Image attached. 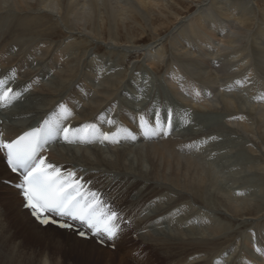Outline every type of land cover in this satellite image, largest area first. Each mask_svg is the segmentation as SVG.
Masks as SVG:
<instances>
[{"label": "bare ground", "instance_id": "bare-ground-1", "mask_svg": "<svg viewBox=\"0 0 264 264\" xmlns=\"http://www.w3.org/2000/svg\"><path fill=\"white\" fill-rule=\"evenodd\" d=\"M192 1L0 0V13L2 11L10 13L9 19L5 20L9 24L10 31L7 27L6 32L2 33L5 38L21 40L26 42V45L36 43L40 39V43H37L34 49L28 47L26 50L15 49L16 53L13 52V49H0V84L2 86L12 85L14 96L18 91L22 93L20 99L12 102L14 98L11 92L7 98V105L0 108V133L10 139L23 130L38 125L45 118V121L57 133V141L61 140L59 136L61 127L70 123L68 140H61V146L56 145L52 151H49V157L58 165L64 164L61 168L68 167L75 178H80V181L85 184L88 183L89 190L100 193V197L103 199L102 206L110 204V210L119 212V220L120 217L123 221L124 219L129 220L130 226L123 225L119 234H115L110 243L115 244L118 237L120 239L122 236L123 241L119 244L116 243L124 261L131 259L128 252L132 249L143 254L145 262L141 263L137 260L136 264H222L218 260L224 261L225 256L223 257V255L236 250L238 241L235 240V237L237 236L229 234L225 236L227 237L225 242L228 244L225 243L226 245L223 247L215 246L214 238L216 236L220 238L221 236H218L223 229H228L225 226L228 224L229 227V223H224L225 226L223 224L219 227V223L208 216V213L193 206L199 205L207 209L211 206H223L235 217L243 214L255 217V219L259 218L257 214L264 211V201L257 204L258 200L253 201L252 199L256 197V193L253 197L249 196V192L253 189L243 186L238 189L239 185L233 188L229 186L226 190V187H223L219 182L221 174L218 173L220 171L217 172L210 163L203 161V156L208 158L206 154L210 153L209 149L214 151V141L221 134L220 128L209 127L196 117V114L203 116V113L205 115H212L211 112L216 113L232 133L240 135L239 143L241 145L248 144L244 145L242 149L246 153L248 152L246 155L250 157L251 161L245 159V162L240 164L241 167H238L247 169L252 174L250 178H257L260 181L259 187L255 190L264 196V94L261 89L264 87V0H197L196 4L199 5L195 14L179 18L183 12L174 8L173 5L184 7L187 10L193 7ZM151 9L159 10L162 15L160 18L173 25L165 37H161L160 34L167 29L165 28L167 24L165 26L162 24L164 22L157 24L159 20L151 18ZM2 19L4 21V17ZM137 19L141 20L138 21L140 23H137L142 29L141 35L149 30L150 34L148 35H151L153 39L144 49L145 59L148 61L144 67L151 65L152 71L157 72L161 63H164L169 56L168 68L163 74L162 81L167 91L169 90L175 100L180 102L186 110L174 102L169 91L167 93L170 102L167 103V109L164 107L166 103L162 101V95L148 99L147 97L153 95L146 97L149 90H140L142 87L139 81L134 82L133 87L125 88L122 91L124 94H120L121 97L118 96L117 100L116 91L127 82L124 80L131 70L120 69L122 79H115L113 74L117 71L116 65H113L112 73L110 71L104 80L101 79L103 86H100L98 91H94L91 88L93 80H89L91 78L88 79V77L95 75L93 74L94 70L98 69L99 65L94 64L95 55L84 51L89 41L85 40L86 42H84L82 38L78 44H74L67 39L69 42H63V46L61 42L59 48L52 53L53 46L51 47L49 42L42 40L57 34L60 27L67 30L69 36L72 31L79 30L77 33L80 32L81 35L88 34L94 39L100 38L102 41L107 39L110 42L109 46L124 43L123 41L136 46L135 38L139 40L143 37L134 36L133 31L129 30L130 28L126 24L132 22L133 25ZM122 26L123 29L127 28L128 30L127 32L124 29L125 34L122 36L124 40H121L119 33V28L122 29ZM0 28L2 29V27ZM215 29L220 34H215ZM164 41L168 42L169 49L162 47ZM196 49L199 50L198 53H196ZM86 53L90 54L86 56ZM68 55L72 58L69 59ZM84 56L92 58L91 63L86 65V76H80V79L76 78L75 82L79 80V84L69 92V88L66 90L64 88L69 82L74 83L72 81L78 75L75 59L80 62L81 57ZM43 58H45L48 68L40 69L42 68L40 61V63L36 62V68L31 70L34 68L32 60ZM123 61L125 58L120 63H124ZM59 63H62L63 66L57 70L58 75L54 79L55 81H52L55 85L43 82L47 78V73L54 71L51 68L57 67ZM181 75L184 77H180ZM188 75L196 81L191 80ZM242 76H246L248 80L250 76V82H242ZM170 77L174 79L164 81ZM45 84H47L46 87H44ZM94 89L96 88L94 87ZM62 90L66 94L61 98L62 101L55 104L54 97L57 96V92L63 93ZM36 94H39L40 97ZM152 99L158 103L163 102L158 104L152 114L138 112L133 118V114H131L133 111L130 110H134V108L130 106L127 109L124 108L123 111L128 112V116L125 114L123 116L130 119L128 123L117 117L115 112L107 119L103 117L107 116L106 111L111 113L112 110H116L122 101L127 100V103H131V100L132 102L146 103ZM85 100L91 101L92 104H86ZM19 105L21 107L16 108L17 110L14 109ZM32 106H35L32 108L35 112L38 110L40 114L42 113L37 120L34 119L39 114L34 115L28 112ZM149 107V103H146L137 109L149 111ZM79 108L84 109L82 120L78 114H74ZM101 110L105 111L99 114ZM78 111L80 112V110ZM167 119L171 121V127L168 129L165 126ZM78 120L80 121L78 122ZM187 121L192 122L186 125ZM194 126L198 127L194 128ZM203 126L206 133H202ZM87 127L89 133L85 137L82 133ZM214 128L216 130L213 132L211 129ZM197 129L200 131H196ZM187 130L188 132L185 133ZM195 131L196 133L192 134ZM213 133H216L217 137L210 145L208 142L204 144L201 142L204 138L208 140ZM104 135H107V140L103 139ZM196 138L200 140H194ZM74 141L77 143H86L87 141L90 144L96 143V145L86 147L65 145ZM102 143L111 153H105L103 152L105 149L97 146ZM207 145H209L207 153L205 152L202 156L201 149ZM60 148L66 149L63 151L68 154H60L58 152ZM70 148L85 150L78 154L77 150ZM224 148H228V146ZM122 149L130 152L134 149L137 152H133L134 156L129 158L130 152ZM88 150H92V152ZM112 151L114 152L112 153ZM186 154H189V157H185ZM145 163H147L148 169H144ZM113 173L118 174V180L110 176ZM4 176L10 179L12 187L8 188L0 184V188L12 191L16 196L15 200L10 199V201L8 200L10 197L6 195L3 197L5 202L9 201L10 203H7L9 207L3 209V213L8 216L12 214L6 221L14 227V236L24 234L32 242L44 241L58 251L95 257V249L101 247L91 241L92 238L82 239L70 230H60L51 225L46 226L52 227L53 232L44 233L45 230L42 229L44 227L35 223L28 211L22 208L19 190L14 186L18 179L8 172L3 162L0 165V179ZM141 181L146 182L142 183ZM159 181L169 184L172 189L165 187L163 183L160 184ZM225 183L227 184V182ZM236 190L242 192L234 194ZM13 201L17 203H15L16 206ZM198 201L201 204H198ZM14 206L15 208L12 209ZM3 213L0 211V218ZM195 217L200 220L201 230L199 227H194L199 224V221L194 219ZM259 223L258 219L254 223L249 221L241 223L242 226L247 227V231L244 230L246 231L244 239L248 241L250 248L251 240L255 235L251 233L250 229L254 228L253 225L258 226ZM261 225L264 226V223L259 224L256 231L261 229ZM1 227L4 230L9 228L8 224L3 225L0 219V230ZM4 232H0V264H24L21 262L22 260L19 259V261L15 256L13 257L15 254L5 255L6 251L10 252L14 247L10 246L13 243L10 241L14 236H6ZM58 232L60 235L56 234ZM127 235H136L138 239L137 241L127 240ZM238 236L240 235L238 234ZM260 236L264 241V229L260 232ZM65 240L67 241L65 242ZM257 242L259 245L260 240L257 239ZM244 245L246 244L244 243ZM257 246L255 247L257 248ZM249 252L250 249H242L237 256L235 255L232 264H264L262 261L264 250L258 254L256 259L251 258ZM41 254L43 255V253ZM39 255L38 257H41ZM33 257L37 258V256ZM43 257L42 262H46L47 258ZM98 259L95 258L94 262ZM48 261L50 260L48 259ZM118 262L121 264L120 260ZM223 263L225 264V261Z\"/></svg>", "mask_w": 264, "mask_h": 264}, {"label": "rangeland", "instance_id": "rangeland-1", "mask_svg": "<svg viewBox=\"0 0 264 264\" xmlns=\"http://www.w3.org/2000/svg\"><path fill=\"white\" fill-rule=\"evenodd\" d=\"M170 2H171V0H169ZM186 2L187 1H191V0H185ZM196 1L197 0H193L192 1V8H188L187 10H185V8L184 7H180V6H177V5H173V7L174 8H177V9H180L181 10V12H183L182 14V16H179V18H183L184 16H186V17H189L190 15H193V14H195V11H196V8H197V6L199 5V4H196ZM199 1V0H198ZM151 12H150V15H151V18H153V20L154 19H157V20H159L158 21V23L157 24H160V22L162 23V22H164V23H162L164 26H165V24H167V27H165V28H167V29H165V30H163V32L160 34V36L161 37H165L167 34H168V32L171 30V28H172V23H166V20H162L161 18H160V16H162L161 15V13H159L160 11L159 10H157V9H151L150 10ZM5 12V13H4ZM6 15V16H5ZM9 15H10V13L8 12V11H2L1 13H0V27H2V29L0 28V38L2 37V39L0 40V49H13V52L14 53H16L14 50L15 49H24V50H26L27 48L26 47H28L29 49H34L35 47H36V45H37V43H40L39 42V40H37L36 41V43H32V44H29V45H26V42H24V41H21V40H9V39H7V38H5L4 37V35L2 34V33H5L6 32V29H7V27H8V31H10L9 30V24L6 22L8 19H9ZM159 15V16H158ZM166 15V14H165ZM4 17V21H2L3 19H2V17ZM6 20V21H5ZM138 21H141L140 19H137V21L132 25V22L131 23H127L126 25H128V27L130 28H128L129 30H131V31H133V34H134V36H136V37H138V38H141V36L143 37L142 39H139V40H137V38H135V40L137 41V43H135V45L136 46H133V45H130L129 43H127V42H125V41H123L124 43H119L118 45H111V46H109V41L106 39V40H104V41H102L100 38L98 39H94V37H92V36H90V35H88V34H83V35H81V33L79 32V33H77L78 31H76V30H74V31H72L71 33H70V35L71 36H69V33H68V31L67 30H65V29H61L60 27L58 28V33L57 34H55V35H53V36H50V38H49V36H48V38L47 39H42L43 41H46V42H49L50 44H51V47H52V49H54V50H52L51 52L53 53V51H55L56 49H58L59 47V45H60V43L62 44V46L64 45V43H66V41H70V43H79L80 42V40L83 38V40H84V42H86V41H89V43H87V45H86V47L84 48L85 50L84 51H86V52H90L91 53V55H95V58H94V64H98L99 66H98V69H96V70H94V73L93 74H95L94 76H90V77H88V79L89 78H91V79H89V80H93V82H92V85H91V88L94 90V91H98V89L100 88V86H103V84H101V83H103V81H101V79H103L104 80V78H106V76H108L107 74L108 73H110V71H111V73L113 72L112 71V69H113V65H116V69H117V71H116V73L115 74H113V75H115V77H113V78H115V79H118V78H121L122 79V77H121V71H120V69H128V71H130L129 72V74H127V77H126V80H124V81H127V82H125L122 86H120L119 87V89H117V91H116V93H117V95L115 96L116 97V99H117V97L119 96V97H121L120 96V94L122 95V94H124L122 91L125 89V88H128V87H133L134 85H132L134 82L135 83H137V81H139L140 82V85H141V87L142 88H140V90H149V92H148V94H146V97L147 96H149V95H153V96H150V97H147L148 99H150V98H154V97H157V95H162V101L163 102H165L166 103V106L164 105V107H166V109L168 108L167 107V103H169L170 101V98L168 97V91H167V89H166V86L163 84V81H162V78H163V74H164V72H165V70H166V68H168V64H169V56H167V59L164 61V63H161V65H160V67L158 68V71L157 72H153L152 71V66L151 65H145V67H144V64H147L146 62H148V61H146V59H145V51H144V49L146 48V46L149 44V43H151L152 42V36L151 35H148V34H150V32H149V30H148V32L147 33H145V34H142L141 35V30L142 29H140V26L139 25H137V23H140V22H138ZM4 22V23H3ZM5 24V25H4ZM142 25V24H141ZM125 30H127V28H124ZM123 29V26H122V29L121 28H119V33L121 34V40H124V37H123V39H122V36L125 34L124 33V30ZM64 30V31H63ZM136 30H139L138 32L136 31ZM5 31V32H4ZM66 31V32H65ZM76 31V32H75ZM127 32H128V30H127ZM139 34V35H138ZM215 34H220L216 29H215ZM86 35V36H85ZM164 35V36H163ZM67 36H68V38H67ZM80 36V37H79ZM147 36H148V38H147ZM46 37V36H45ZM53 37V38H52ZM87 37V38H86ZM150 37V38H149ZM160 37V38H161ZM220 37V35L218 36V38ZM89 38H90V40H89ZM68 39V40H67ZM95 41H94V40ZM104 39V38H103ZM86 40V41H85ZM100 40H101V42H100ZM68 41V42H69ZM108 41V42H107ZM64 42V43H63ZM92 42V43H91ZM122 42V41H121ZM24 43V44H23ZM168 42H166V41H164V46H162L163 48H166V49H169V45L167 44ZM14 44H16V45H14ZM57 45V46H56ZM128 45V46H127ZM139 47H138V46ZM56 48H55V47ZM74 46V45H73ZM117 46V47H116ZM130 46V47H129ZM141 46V47H140ZM74 47H77V46H74ZM119 47V48H118ZM144 47V48H143ZM78 48V47H77ZM130 48V49H129ZM133 48V49H132ZM69 49H72V47H69ZM78 49H80V48H78ZM112 49V50H111ZM110 51V52H109ZM123 51V52H122ZM198 49H196V53H198ZM25 52V51H24ZM126 52V53H125ZM143 52V53H142ZM78 54H79V51L77 52ZM82 52L80 51V54H81ZM89 53V54H90ZM130 53V54H129ZM87 54L88 53H86V56H87ZM88 54V55H89ZM129 54V55H128ZM141 55V56H140ZM46 57V56H45ZM68 58L69 59H71L72 57L70 56V55H68ZM85 56L84 57H81V59H80V62H79V60L78 59H75L76 60V62H77V66H78V75L73 79L74 81H72V82H74V83H68L67 85H66V87L64 88L65 90H66V88H69L70 90H69V92L71 91V89H74V88H76L77 87V85L79 84V80H78V82H75V80H76V78L78 79V77H79V79H80V76H86V73H85V71H86V65L88 66V64H90L91 62V59L90 58H86V60H85ZM125 58V61H123L124 63H120L121 62V60L122 59H124ZM142 58H144V59H142ZM45 58H43V59H40V60H36V61H34V59L32 60V62H33V65H32V67H34V68H31V70H33V69H35L36 67V62L37 63H40V61H41V66H42V68H40V69H43V70H45L46 68H48V65L46 64V62H45V60H44ZM85 60V61H84ZM96 60V61H95ZM107 61V62H106ZM116 61H118V62H116ZM137 61V62H136ZM44 62H45V64H44ZM89 62V63H88ZM97 62V63H96ZM100 62V63H99ZM145 62V63H144ZM111 63V64H110ZM115 63V64H114ZM71 64H72V62H71ZM102 64H104V65H102ZM61 65V66H60ZM136 65V66H135ZM163 65H164V67H163ZM63 66V64L62 63H59L58 64V66L57 67H55V68H51V69H54V71L53 72H48L47 73V75H46V79L43 81V82H46L47 84H49V85H55V83H53L52 81H55L54 79L57 77V75H58V72H57V70H59V68H61ZM123 66V67H122ZM125 66V67H124ZM138 66V67H137ZM147 67V68H146ZM57 68V69H56ZM77 68V67H76ZM50 69V68H49ZM84 71H83V70ZM104 69V70H103ZM38 70V69H37ZM36 70V71H37ZM97 70H99V71H97ZM101 71V72H100ZM56 72V73H55ZM117 73H118V76H117ZM152 73V74H151ZM82 74V75H81ZM92 74V75H93ZM99 74H101V75H99ZM112 75V74H111ZM150 75V76H149ZM96 76V77H95ZM96 79H94V78ZM180 77H184L183 75H181ZM188 77L191 79V80H195L194 78H192L190 75H188ZM87 78V77H86ZM85 78V79H86ZM99 78V79H98ZM48 79V80H47ZM51 79V80H50ZM98 79V80H97ZM172 79H174V78H172V77H170V78H167V79H164V81H168V80H172ZM87 80V79H86ZM233 80V79H232ZM101 81V82H100ZM130 81V82H129ZM196 81V80H195ZM243 81H246V82H250V76H249V80H248V78L246 77V76H242V82ZM88 82V81H87ZM52 83V84H51ZM89 83V82H88ZM47 84H45L44 85V87H46L47 86ZM130 84V85H129ZM43 85V84H42ZM52 85V86H53ZM94 87L96 88V89H94ZM261 88V87H260ZM30 89V88H29ZM91 89V90H92ZM261 89H263V94H264V87L263 88H261ZM63 91V93L62 92H57L56 93V97H54V103L56 104V103H58V101H62L63 99H61L65 94H66V92L64 91V90H62ZM93 91V92H94ZM61 93V94H60ZM38 97H40V95L39 94H36ZM60 95V96H59ZM169 95H170V97L174 100V102L175 103H177L180 107H182L183 109H185L183 106H181V104H180V102H178L177 100H175V98H174V95L169 91ZM145 97V96H144ZM143 97V98H144ZM165 97V98H164ZM118 100V99H117ZM86 102V104H92V102L90 101H88V100H85ZM161 101V100H160ZM130 102L131 103H127V100H125V101H122L121 103H119V107L116 109V110H112L111 111V113H108L107 111H106V115L107 116H103L105 119H107V117L108 116H110L112 113H114L115 112V114H116V116L117 117H119L120 119H122L123 120V122H125V123H128L129 121H130V119H128V118H125V116L127 115L128 116V112H125V111H123L124 110V108H128L129 106L130 107H133L134 108V110H130V111H133V112H131V114H133V118H135V116H136V114L138 113V112H150L151 114L154 112V110L156 109V107L158 106V104L159 103H163V102H159L158 103V101H156V100H150L149 102H146V103H149V105H150V107L148 108V110L149 111H146V110H144V109H137L138 107H140V106H142L143 104H146V103H142V102H132L131 100H130ZM53 103V104H54ZM132 104V105H131ZM174 104V103H173ZM19 107H21L20 105L18 106V107H15L14 109H18ZM35 106H32V107H30L31 108V110H29L28 112H31V113H33L34 115H37V114H39V116L37 115L36 117H35V119L34 120H37L38 119V117H40V115L42 114H40L39 112H38V110L35 112V110H33L32 108H34ZM170 107H172V106H170ZM136 108V109H135ZM16 109V110H17ZM43 109V108H42ZM78 110H80V112L78 111ZM129 110V109H128ZM186 110V109H185ZM77 111V113H74V114H78L79 116H80V120H82V114L84 113V109H82V108H79V109H77L76 110ZM105 110H101L100 111V113L99 114H101L102 112H104ZM87 113V112H86ZM207 113H210V112H207ZM211 113H213L212 115H208V114H206L205 115V113H203V116L200 114H196V117H197V119L198 120H200V122L202 121L203 122V124H207L209 127H218V128H220V136H219V138L218 139H216L215 141H214V146H215V149H214V151H212L211 149H209L210 150V153L208 154L207 153V148H208V146L210 145V143L217 137L216 136V133H213L212 135H210V138L207 140L206 138H204L203 139V141H201L203 144L205 143V142H208V144L209 145H207V147H204L203 146V149H201V152H202V156H203V154L206 152L207 154H206V156H208V158L207 157H204L203 156V161L204 162H206V163H210L211 165H212V167L214 168V169H216L217 170V172L218 171H220L218 174H221L220 176H221V178L219 179V182H220V184H222V186L223 187H226V190H227V187H229V186H231V188H233V187H236V186H239L238 187V189H240L242 186L244 187V188H249V189H253L252 191H250L249 192V196H251V197H253V195L255 194V196L256 197H254V198H252L253 199V201H255V200H258V201H256V203L257 204H260V202L262 201H264V198H262V197H264V196H262L259 192H257L255 189H257V187H259V185H260V181H258V179L257 178H250L251 177V173L247 170V169H244V168H239L238 166H240L241 167V163H244L245 162V159L246 160H248V159H250V157H248L246 154L248 153H246L242 148H244V145L245 146H247L248 144H244V145H241L240 143H239V141H240V139H241V137H239L240 135H235L236 133H232V131H230L227 127H226V125H224L223 124V121L221 120V118H219V116L216 114V113H214V112H211ZM81 114V115H80ZM123 114H125V116H123ZM215 115V116H214ZM194 118V117H193ZM80 120H78V122L80 121ZM192 121H187V123H186V125H189L190 123H191ZM202 124V125H203ZM222 125V126H221ZM226 128H225V127ZM198 127V126H197ZM196 126H194V128H197ZM207 127V126H206ZM225 128V129H224ZM181 129V128H180ZM205 129V127L203 126L202 127V130H203V132L202 133H206L205 131L206 130H204ZM210 130V129H209ZM213 132H214V130H216L215 128L214 129H211ZM196 131H200L199 129H197ZM196 131L195 132H193L192 134H195L196 133ZM217 131H219L218 129H217ZM183 132V131H182ZM188 132V130L187 131H185V133H187ZM200 133V132H199ZM199 133H197V134H199ZM231 134H233V135H231ZM194 140H200L199 138H196V139H194ZM145 145V144H144ZM224 145V146H223ZM140 146H142V145H140ZM225 146H228V148H224ZM139 147V146H138ZM220 147H222V148H220ZM143 148H145V147H143ZM62 148H60V149H58V152L60 153V154H64L65 153V151H63V150H66V149H62ZM70 149H75V150H77V148H70ZM96 149V148H95ZM98 149V148H97ZM102 149H105V150H103V152H108L107 150H106V147H102ZM82 150H85V149H78L77 150V152H79L78 154H81V153H83V152H80V151H82ZM100 151H102L101 149H99ZM122 150H126V149H122ZM89 152H92V150H88ZM116 151H119V150H116ZM126 151H129V150H126ZM132 152H130L129 154L131 155H129V158H132L133 156H134V154H133V152L135 153V152H137V151H134V149H132L131 150ZM114 151H112V153H113ZM221 152V153H220ZM104 153V154H105ZM108 153H111L110 151L108 152ZM66 154H68V152H66L65 153V155ZM106 155H108V154H106ZM244 155H246V157H244ZM0 165H2V163H3V158H2V155L0 154ZM185 157H189V154H186V156ZM252 157V156H251ZM253 157H255V156H253ZM252 157V158H253ZM144 160H145V157L143 158ZM250 161H251V159H250ZM127 162H128V160H127ZM143 167H145L144 169H146L147 167H148V165H147V163H145L144 164V166ZM148 169V168H147ZM224 169V170H223ZM239 170H241L240 172H239ZM245 171V172H244ZM222 172V173H221ZM227 172H229V173H227ZM225 173H226V175H225ZM239 173V174H238ZM120 174H123V173H120ZM233 175V176H232ZM235 175V176H234ZM110 176H113V177H115L116 178V180H118L117 179V177H118V174L116 173V175H115V173H113L112 175H110ZM225 178H223V177ZM246 176V177H245ZM130 177H132V176H130ZM119 178H120V176H119ZM229 178V179H228ZM248 178V179H247ZM250 178V179H249ZM137 179V178H136ZM247 179V180H246ZM10 179L7 177V176H4V177H2L1 179H0V184H2V185H4V186H7L8 188H11L12 186L11 185H8V183H7V181H9ZM228 180H231V181H228ZM257 180V181H256ZM222 181V182H221ZM247 181H252V182H248L247 183ZM142 183H145L146 181H141ZM160 182V184H162L163 182L162 181H159ZM225 182H227V184L225 183ZM230 182V183H229ZM246 182V183H245ZM256 182V183H255ZM252 183H255V184H252ZM234 184V185H233ZM250 184H252V185H250ZM163 185H165V187H169V184H164L163 183ZM257 185V186H256ZM250 186V187H249ZM161 187V186H160ZM169 188H171V186L169 187ZM172 189V188H171ZM256 191V192H255ZM12 193V195H11V193ZM6 191L5 189H2V188H0V211L3 213V209H5V208H7V207H9V201H10V199H12V200H15V198L14 197H16V196H14V193L12 192V191ZM183 193H186L185 191H182ZM238 192H242V191H238V190H236V191H234V194H238ZM258 193V194H257ZM233 194V195H234ZM4 195H6V196H8V197H10V198H8V202H5L4 200H3V197H4ZM149 196L147 195V198H148ZM164 198H166V197H164ZM173 198H175V197H173ZM189 198V197H188ZM199 202V201H198ZM7 203H9V204H7ZM13 203H14V205L16 206V202L15 201H13ZM16 203V204H15ZM198 204H201L200 202L198 203ZM224 205V204H223ZM15 206L12 208V209H14L15 208ZM177 207L179 206V204L178 205H176ZM20 207V206H19ZM193 207H195L196 209H199V208H201V211H204V212H206V213H208V216H210L213 220H215V221H217L218 223H219V227H221L224 223H229V227H228V224L225 226V224H224V226L225 227H227L228 229H223L222 231H221V233H220V235L218 236V237H220V238H217V236H216V238H214L215 239V246H217V247H223V246H225L226 244H228V243H226L225 242V240L227 239V237H225V236H228L229 234H231L232 236H237V237H235V240H237L238 241V243H237V246L235 247L236 248V250L233 252H229V254H227L226 253V255H223V257H224V261H225V264H232V261H233V258L234 257H236L237 256V254H239L238 252H240V251H242V249H244V250H246V249H250V252H249V255H250V257L251 258H253V259H256V257L258 256V254L262 251V250H264V241L262 240V238H261V236H260V232L264 229V226L263 225H261L262 227H261V229L259 230V231H256L258 228H259V224H262V223H264V211H261L259 214H257V216L259 217V218H256L255 219V217H250L249 215H243V214H241V215H239V216H236L235 217V215H233L230 211H228V210H225V208L223 207V206H216V207H214V206H211V207H209V209H207V208H203V207H201V206H199V205H196V206H193ZM200 210V209H199ZM8 211V210H7ZM172 211H174V210H172ZM171 212V211H170ZM12 214H9V216L8 215H6L5 213H3V215L1 216V220H2V224L4 225V224H8V226H9V228L8 229H5L4 230V228H2L1 227V230H0V232H2V231H5L4 233L6 234V236H9V235H12V236H14L15 234H13L15 231H14V227L12 226V225H10L6 220H8L9 219V217L11 216ZM3 216H4V218H3ZM256 216V217H257ZM184 218V217H183ZM183 218L181 219V221L183 220ZM195 220H197V221H199V224L198 225H194V227H196V228H198L199 227V229L201 230V223H200V220H199V218H197V217H195L194 218ZM260 220V223L258 224V226H256L255 227V225H253V227L254 228H252V229H250L251 230V233H253V234H255L254 236H253V239L251 240V248H250V245H248V241H246V239H244V234H245V232L247 231V227L245 228V226H242V222L243 221H249V222H252V223H254L256 220ZM229 220V221H228ZM240 220V221H239ZM194 221V220H193ZM194 223H195V221H194ZM192 225V224H191ZM124 226H130V223L129 224H126V225H124ZM48 229H47V228ZM46 227H44V228H42L43 230H45V231H43L44 233L45 232H53V230H52V227L50 228L49 226H46ZM233 227H234V229H233ZM50 229V230H49ZM230 229H232V230H230ZM234 230V231H233ZM244 230H246V231H244ZM253 230V231H252ZM226 231V232H225ZM230 231V232H229ZM243 231V232H242ZM256 231V232H255ZM56 232V231H55ZM54 232V233H55ZM130 232H132V230H130ZM233 232V233H232ZM9 233V234H8ZM227 233V234H226ZM8 234V235H7ZM56 234H59L60 235V233L58 232V233H56ZM221 234H223V235H221ZM238 234L240 235V236H238ZM243 234V235H242ZM242 236V237H241ZM0 237H1V233H0ZM58 237V236H57ZM254 237H255V239H254ZM127 240H135V241H137V239H138V237H136V235H127ZM26 239V240H25ZM62 239V238H61ZM123 238H122V236H120V239H119V237H118V240L116 241V242H118V244L119 243H121L123 240H122ZM239 239H242V240H244V241H242V240H239ZM257 239H259L260 240V244L258 245V242H257ZM67 240H65V242H66ZM91 241H93V240H91ZM224 241V242H223ZM10 242H13L10 246L12 247V245L14 246L13 247V249H11V251L9 252V251H6L5 252V255L6 256H12L13 254H15V255H13V257L15 256L18 260L20 259V260H22L21 262H23L24 264L26 263V264H40V263H46V264H49L48 262H51L50 264H57V263H59V264H116V262H117V264H119V260L121 261V264H136V261L137 260H139V261H141V263L142 262H145V258H144V256H143V254L142 253H140L138 250H131V251H129L128 252V254H129V257L131 258V259H129V260H126L125 259V261H124V259L122 258V253H121V251H120V249H119V247H118V244L115 242V244L113 243V247H109V246H106V247H103V246H100V245H98V244H96L97 246H99V247H101V248H98V249H95V252H96V255H95V257L93 256V257H85V256H83V255H81V254H76V253H70V252H64V251H58V249L56 250L55 248H53V246L51 245L50 246V244H48V243H44V241L42 242V241H40V242H37V243H35V242H32L31 241V239H29L26 235H24V234H16V236H14V237H12V239H11V241ZM26 242V243H25ZM250 242V241H249ZM35 243V244H34ZM226 243V244H225ZM244 243L246 244V245H244ZM19 244V245H18ZM27 244H29V245H27ZM243 245V246H241V245ZM35 245V246H34ZM45 247H44V246ZM239 245V246H238ZM258 245V246H257ZM17 246V247H16ZM32 246H34V248H31ZM255 246H257V248L255 247ZM20 247V248H19ZM28 247V248H27ZM243 247V248H242ZM246 247V248H245ZM249 247V248H248ZM16 248V249H15ZM27 248V249H26ZM234 248V249H235ZM254 248H256V249H254ZM23 249V250H22ZM31 249H32V251H31ZM47 249V250H46ZM240 251H239V250ZM8 250H9V248H8ZM34 250H35V252H34ZM40 250V251H39ZM44 250V251H43ZM253 250V251H252ZM23 251V252H22ZM48 251V252H47ZM12 252V253H11ZM32 252V253H31ZM38 252H40L39 254L41 255V257H38ZM23 253V254H22ZM41 253H43V255L41 254ZM32 254V255H31ZM35 254H37V255H35ZM45 254H48V255H45ZM31 255V256H30ZM39 255V256H40ZM54 255V256H53ZM61 255V256H60ZM102 255V256H101ZM233 255V256H232ZM236 255V256H235ZM24 256V257H23ZM33 256H37V258H34ZM43 256H45V258H47V261L46 262H42V260L41 259H43L44 257ZM54 257V258H53ZM57 258V260H56V258ZM229 258L228 260L226 259V258ZM39 258H40V261H39ZM95 258L97 259V258H99L96 262H94L95 261ZM25 259H26V261H25ZM34 259V260H33ZM48 259L50 260V261H48ZM189 259H191V258H189ZM226 259V260H225ZM19 260V261H20ZM33 260V261H32ZM217 260H218V258H217ZM216 260V261H217ZM61 261V262H60ZM218 261H221L222 262V264H224L223 262L224 261H222V260H218ZM262 261H264V258L262 259ZM28 262V263H27ZM32 262H34V263H32ZM36 262V263H35ZM62 262H64V263H62ZM147 262V261H146Z\"/></svg>", "mask_w": 264, "mask_h": 264}]
</instances>
